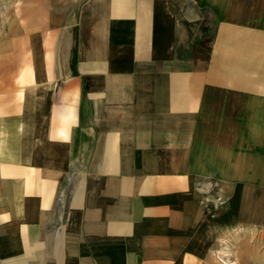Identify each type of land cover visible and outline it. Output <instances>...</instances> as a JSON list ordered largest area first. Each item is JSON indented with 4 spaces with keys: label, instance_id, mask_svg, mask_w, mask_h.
I'll list each match as a JSON object with an SVG mask.
<instances>
[{
    "label": "crops",
    "instance_id": "1",
    "mask_svg": "<svg viewBox=\"0 0 264 264\" xmlns=\"http://www.w3.org/2000/svg\"><path fill=\"white\" fill-rule=\"evenodd\" d=\"M7 4L0 264H200L264 230V0Z\"/></svg>",
    "mask_w": 264,
    "mask_h": 264
},
{
    "label": "rangeland",
    "instance_id": "2",
    "mask_svg": "<svg viewBox=\"0 0 264 264\" xmlns=\"http://www.w3.org/2000/svg\"><path fill=\"white\" fill-rule=\"evenodd\" d=\"M7 3L8 12L14 14L16 0ZM214 240L201 252L200 264H264L263 229L243 226L233 228L230 234L217 230Z\"/></svg>",
    "mask_w": 264,
    "mask_h": 264
}]
</instances>
